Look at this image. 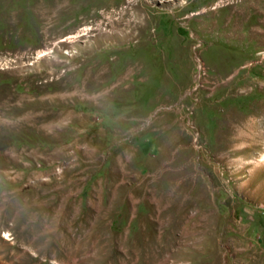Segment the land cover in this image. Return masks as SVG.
Masks as SVG:
<instances>
[{"label":"rangeland","instance_id":"1","mask_svg":"<svg viewBox=\"0 0 264 264\" xmlns=\"http://www.w3.org/2000/svg\"><path fill=\"white\" fill-rule=\"evenodd\" d=\"M0 264H264V0H0Z\"/></svg>","mask_w":264,"mask_h":264}]
</instances>
